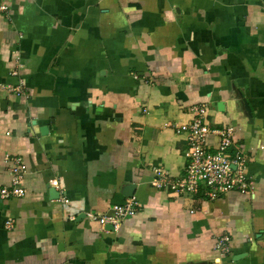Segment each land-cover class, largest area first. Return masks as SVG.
<instances>
[{
  "label": "crops",
  "instance_id": "1",
  "mask_svg": "<svg viewBox=\"0 0 264 264\" xmlns=\"http://www.w3.org/2000/svg\"><path fill=\"white\" fill-rule=\"evenodd\" d=\"M0 2V183L7 158L29 167L26 195L0 200V264H264V0ZM203 102L253 193L154 185L157 167L185 175L178 126ZM131 196L116 227L89 216Z\"/></svg>",
  "mask_w": 264,
  "mask_h": 264
},
{
  "label": "built area",
  "instance_id": "2",
  "mask_svg": "<svg viewBox=\"0 0 264 264\" xmlns=\"http://www.w3.org/2000/svg\"><path fill=\"white\" fill-rule=\"evenodd\" d=\"M7 10V6L0 2V13ZM18 75V72H14ZM193 118L180 124L179 131L188 135L189 147L186 151L188 165L183 177H173L162 167L155 168L156 179L154 185L159 188L170 189L173 192L198 191L200 186H207V193L216 197L220 193L237 190L242 193H253L254 182L247 172L246 155L242 149L231 153L230 149L235 144L236 136L233 126L224 128L212 127L206 120L208 104L206 102L192 106ZM212 135L219 136L218 146L212 151L208 147V138ZM264 148V145L261 146ZM11 162L9 184L0 183V200L10 197H23L27 189L24 185L25 175L29 167L21 155L7 158ZM58 179H52V187H59ZM68 201V199H66ZM140 203L135 196L127 197L121 203H115L109 211L103 214L90 213V217L99 222L101 228L109 225L115 227L127 216H134ZM194 212V211H193ZM13 219L7 221V226L12 227ZM216 248L221 256L229 253L230 237L223 235L218 238Z\"/></svg>",
  "mask_w": 264,
  "mask_h": 264
},
{
  "label": "water",
  "instance_id": "3",
  "mask_svg": "<svg viewBox=\"0 0 264 264\" xmlns=\"http://www.w3.org/2000/svg\"><path fill=\"white\" fill-rule=\"evenodd\" d=\"M131 194V193H130Z\"/></svg>",
  "mask_w": 264,
  "mask_h": 264
}]
</instances>
